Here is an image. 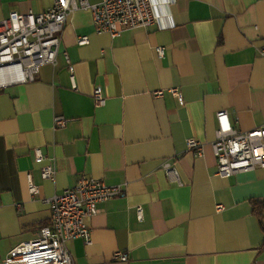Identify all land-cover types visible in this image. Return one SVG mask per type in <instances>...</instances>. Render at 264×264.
I'll return each instance as SVG.
<instances>
[{"label": "crops", "instance_id": "crops-1", "mask_svg": "<svg viewBox=\"0 0 264 264\" xmlns=\"http://www.w3.org/2000/svg\"><path fill=\"white\" fill-rule=\"evenodd\" d=\"M52 2L0 0V20ZM163 11L173 27L116 37L94 31L90 10L73 11L55 65L0 89V260L36 238L50 221L47 199L85 175L124 194L85 219L90 244L67 242L75 264H264V228L252 213V201H264V168L220 177L212 147L218 111L240 131L264 126V0H177ZM82 35L87 45L77 44ZM56 117L66 124L55 127ZM187 139L204 144L202 157L186 150ZM35 147L54 161L53 180L41 177ZM116 251L129 260L114 261Z\"/></svg>", "mask_w": 264, "mask_h": 264}, {"label": "built area", "instance_id": "built-area-1", "mask_svg": "<svg viewBox=\"0 0 264 264\" xmlns=\"http://www.w3.org/2000/svg\"><path fill=\"white\" fill-rule=\"evenodd\" d=\"M177 0H53L44 11H32L22 14L11 12L0 20V89L7 85L33 81L40 67L55 65L62 34L67 18L73 11L90 10L94 31L107 33L111 37L120 35L125 30H136L156 26L158 29L173 27L169 8ZM167 15L163 21V14ZM80 46L89 43L86 35L77 37ZM158 57H163L165 48L155 47ZM259 55L264 59V45L258 47ZM69 64V62H68ZM70 81L76 88L75 76L71 65ZM169 92L183 104L178 89ZM155 96H162L163 91H155ZM92 97L96 106H103L106 99L100 87L94 89ZM216 118V138L212 143L216 158V173L228 178L236 173L264 168V126L250 131L236 129L225 110L218 111ZM66 121L62 117L54 119L55 127H63ZM186 150L196 157L204 155V144L195 139L185 141ZM35 163L41 164V177L46 180L55 178L54 161L40 148L32 149ZM163 169L168 176L178 181L174 166L165 161ZM28 190L32 195L39 192L28 176ZM124 194L122 185H107L101 180L81 176L77 183L47 199L50 207V221L42 226L36 238L13 247L0 260V264H75L66 244L73 239H82L87 245L91 242V230L85 219L95 215L97 206ZM222 210V205H217ZM137 216L142 219V209L137 207ZM113 260L127 262L126 253L116 251Z\"/></svg>", "mask_w": 264, "mask_h": 264}, {"label": "trees", "instance_id": "trees-1", "mask_svg": "<svg viewBox=\"0 0 264 264\" xmlns=\"http://www.w3.org/2000/svg\"><path fill=\"white\" fill-rule=\"evenodd\" d=\"M252 213L258 218L260 221V225L263 226L264 219V201H252Z\"/></svg>", "mask_w": 264, "mask_h": 264}]
</instances>
